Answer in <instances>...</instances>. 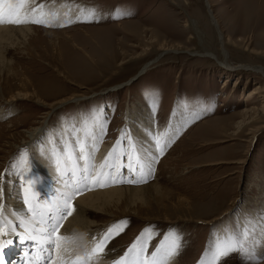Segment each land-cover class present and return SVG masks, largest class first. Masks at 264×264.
<instances>
[{
  "label": "rangeland",
  "instance_id": "1",
  "mask_svg": "<svg viewBox=\"0 0 264 264\" xmlns=\"http://www.w3.org/2000/svg\"><path fill=\"white\" fill-rule=\"evenodd\" d=\"M25 1L3 0L0 6L5 7L0 10L21 2L26 6ZM45 4L49 7H42ZM207 4L218 19L221 42ZM59 5L65 11L81 9V15L46 23L48 26L28 23L33 30L24 37L19 31L0 34L2 209L13 197L14 188L26 208L22 192L25 176L35 181L34 191L46 192L47 201H35H51L43 180L37 177L41 157L45 163L51 162L52 169L71 167L62 149L70 146L78 156L75 142L79 138L85 140L94 158L100 155L94 163L97 166L115 148L111 162L117 167L108 171L115 175L117 170L125 179L113 183L109 178L105 187L86 185L82 180L85 190L79 194L89 188L150 184L141 193L143 198L133 200L125 191L118 204L109 206L105 215L101 213L102 218L100 214L91 217L94 227L76 238L77 243L71 245L73 253L66 255L89 251L110 226L121 221H126L127 227L108 241L104 253L95 257L96 264H113L146 229L152 235L148 252L169 232L179 234L182 247L170 260L172 264H199L202 258L210 261L208 250L217 237L239 234L247 225L254 229L247 245L250 249L264 241V0H33L28 11L22 9L26 15L21 11L19 15L41 19V11H53ZM13 11L15 7L10 13ZM222 60L236 69L224 70L217 62ZM148 62L151 64L140 74ZM258 86L257 93H252ZM23 94L26 98L15 97L14 106L5 103L10 96ZM71 97L79 98L78 102L69 101ZM63 100L65 104H58ZM137 107L147 110L152 121L153 133H144L147 148L153 149L155 137L163 133L174 141L163 155L157 150L149 153L145 160L153 162L148 175H144L147 169L141 171L127 155L132 151L125 135H132L127 116H135ZM176 118L174 129L178 132L172 136ZM243 118V125L255 120L237 130L235 126ZM44 120L46 125L33 141L25 130L41 126ZM104 143L110 144L107 150ZM45 145L48 151L43 153ZM25 153L28 165L21 162ZM120 153H124L122 169H118ZM93 160L89 161L90 171ZM75 163L84 166L78 159ZM55 178L72 194L62 185L61 172ZM26 216L31 223L37 221L29 212ZM219 264H264V259L249 260L234 252Z\"/></svg>",
  "mask_w": 264,
  "mask_h": 264
},
{
  "label": "snow or ice",
  "instance_id": "2",
  "mask_svg": "<svg viewBox=\"0 0 264 264\" xmlns=\"http://www.w3.org/2000/svg\"><path fill=\"white\" fill-rule=\"evenodd\" d=\"M2 2L3 0H0V3ZM8 7H15V11L11 13H0V24L6 23L20 25L24 23H35L45 24V26H48L44 19L29 20L21 18L19 12L24 7L23 2L16 6L8 5ZM30 11L35 12V9H30ZM40 15L43 17L45 14L41 11ZM154 103L155 100L153 99V104ZM100 127L103 128V125L101 124ZM177 132L178 129H174L172 136L176 135ZM125 135L132 147V151L127 154L129 160L138 163L141 171L147 169L145 175L151 174L153 161L142 159L136 150V146L132 144V137L128 134ZM86 136L89 139L95 138L92 134H86ZM171 142L174 141H172L171 136L167 133L157 135L155 137V147L157 152L160 155H163L165 147L170 146ZM69 148L70 146H65L62 149V154L64 155L67 164L71 165V174L73 179H75L79 172L82 180L86 182V185L105 187L107 186L109 178H111L113 183L124 182L117 181L116 176L112 175L108 171V169L117 167V165L111 162L112 157L116 152L115 148H113V150L104 157V160L99 164V166L92 164L90 166L91 171L89 168V161L94 159V157L92 156V153L89 152L85 140L78 138L75 142V148L78 151V156L75 152L70 151ZM120 155H124V153H120ZM76 159L84 162V166L82 168L76 165ZM21 162L28 165L26 153L22 155ZM15 166L16 165H14V167ZM132 167L133 165L130 164L129 168L131 169ZM57 171H60L59 167L57 168ZM25 180V184L22 185L24 205L34 220L37 216L40 217L38 224L42 225L38 229V234H33L37 231L35 228L28 229L26 227V231L29 233V239L41 244L42 246H51V254L48 257L47 264H91L93 258L104 253L108 241L113 239L115 236L120 235L127 227L126 221L118 222L117 224L110 226L84 255H66V253H70L71 251L67 247L70 238L62 235L60 228L62 227V222L67 219V217L71 216L75 211L72 205V199L75 195L79 194V189L70 195H66L62 201H49L46 204H40L37 200L33 203V197L35 195L33 185L35 181L27 179L26 176ZM127 182L134 183L135 181ZM89 190H91V188H89ZM0 213H2V206H0ZM45 217H47V219H45ZM253 231L254 229L251 225H247L243 227V230L239 232V234L230 232L223 237H217L213 246L208 250L211 260L206 261L202 258L199 264H219L224 257H227L234 252L247 257L249 260H255L257 258L264 259V241H257L255 246L251 249L247 246L249 239L252 237ZM261 232L264 234V227L261 228ZM13 234H15V229L9 230L4 226L3 222L0 221V249L6 248L8 245L12 244V240L8 237ZM151 239V230L146 229L136 238L135 241H133V243L125 251L124 255L115 260L113 264H169V261L179 254L182 247V241L179 234L176 232H169L154 251L148 252V243ZM257 248H259V251L256 250ZM2 259L3 258L0 257V264H2ZM36 259H40V257H37Z\"/></svg>",
  "mask_w": 264,
  "mask_h": 264
},
{
  "label": "bare ground",
  "instance_id": "3",
  "mask_svg": "<svg viewBox=\"0 0 264 264\" xmlns=\"http://www.w3.org/2000/svg\"><path fill=\"white\" fill-rule=\"evenodd\" d=\"M25 3H26V6H24L23 9L28 11L27 8H28L29 4L33 3V0H26ZM1 6H3V5H1ZM207 6H208V13L211 16L213 24L215 25V27L218 30L219 40L221 42L223 40V36H222V33L220 32V30L218 29L219 28L218 19L216 18L215 15H213L212 10H211V5L207 4ZM3 7H5V6H3ZM42 7H49V5L45 4ZM10 9L11 8L8 7V8H5L4 10H2V12L0 10V12L1 13H10ZM24 10H22V9L20 10L21 15H23V16L26 15V12ZM52 10L53 11H49L48 9L45 8V10L42 11L45 15L43 17H41V19H44L46 23L56 24V21L57 22H59V21L64 22L66 20L73 19L74 17L76 18V17H78V15H81L80 14L81 9H79V10H71L70 9L68 11H65L66 9H64L60 5L56 6L55 8L53 7ZM33 15L36 18L40 16L39 14H36V13H33ZM82 15H85V13ZM30 18H32V17L30 15H27L26 19H30ZM81 18H83V17L81 16L80 19ZM96 29H99V28H96ZM31 30H33V27L30 26V24L28 25V23H24L23 25H14V24H6V23L0 24V34L7 33V31H13V32L19 31V33H22L21 35L23 36V34L27 35L28 32ZM63 31H66V30H63ZM29 34H30V32H29ZM84 34L86 35V32H84ZM1 36H3V34ZM23 37H22V39H23ZM89 37H90V35L88 36V38ZM0 38H2V37H0ZM70 39L73 41V43L76 42L75 38H73L74 39L73 40L72 37H70ZM85 40L86 39H84V40L82 39V41H85ZM58 41H59V39L57 40V42ZM54 45L56 46L57 43H55ZM76 47L78 49L80 48L77 45H76ZM169 49L170 48H168L166 50H169ZM209 57L215 59L213 54H210ZM215 60H217V59H215ZM217 62H218V65L220 67H222L224 70L228 71V70H232L235 68V67L232 68L231 65L228 64L225 60L217 61ZM149 64H151V62L150 63L148 62L147 64H145L143 66V68L140 71V74L143 71H146L147 66H149ZM239 67H240V65H239ZM259 72H260V70H259ZM258 88H259V86L254 88L252 93H257L256 90ZM0 97H2V96L0 95ZM15 97H17L18 99L26 98V94L25 95L23 94V96L12 95L8 99L5 100V103L12 105V103H15V101H16L15 99H17ZM70 99L72 100V102H74V101L78 102V100H79V98H75V97H71L68 100L70 101ZM66 100L59 101V103L58 102L57 103L58 104H60V103L65 104ZM12 106H14V104ZM43 106H45V105H43ZM45 107H47V106H45ZM135 111H136L135 116H131V115L127 116V119L129 120L128 125L130 126L129 127L130 131H132L134 133V135L132 132L130 134H132L131 136H133L134 140L137 141V144L139 145V150L143 153L142 154L143 159H146V157H148L149 153H151V152L156 153L155 145H153V149L150 146L147 148L146 134H144L147 131H152V133H153L152 121L149 120V116H147V110H145L144 108L140 109V107H137V110H135ZM262 111H264V107L262 108ZM240 113H242V112H240ZM240 113H239V115H240ZM145 116H146V118H145ZM44 117H46V116H44ZM127 119H125V120H127ZM130 119H131V121H130ZM252 120H255V119H251V121L246 122L245 125H248V123L252 122ZM244 121H245V119L243 118L241 121L238 122V124L235 126L237 128V130L243 129V127L245 126V125H243ZM44 122H45V120L42 122L41 126L35 125L29 129L25 130L27 135L30 136L29 138L33 139V141H34V139H37L40 136L39 132L41 131L42 128H44L43 126L46 125V122L45 123ZM172 122H173V124H172L171 128L173 130L178 125L177 124L178 118H176V120L174 119ZM254 122L256 123V121H254ZM150 123H151V125H149ZM66 143H68V142H66ZM103 147H104V149L107 150L110 147V144L108 145V144L104 143ZM42 150L44 151V152L42 151L43 153H46L48 151V147L45 145V147ZM57 152L59 154L58 156L61 157L62 155L60 154V152L59 151H57ZM100 152H101V150H100ZM137 152H138V150H137ZM122 157H123V155L118 157V160L121 161ZM41 158H42L41 162H40L41 169L38 168L39 172L37 173L38 174L37 177L39 176V179L43 180L42 182H44L45 188H46L45 191L49 192V196L56 198L58 201H62L63 199L61 198V195H64V196L69 195V192L67 193V191L64 188H62L61 182H59L55 178V177L59 176V172H61L64 175V178H59V179H62L64 181L62 185L69 187L71 189L72 193L75 192L77 189H79V192L82 190L84 192L85 188L83 189L84 186L82 187V185H81L82 178H81V174L79 172H78L77 176L75 177V179H73L72 174H71V167H63V169L58 172L57 171L58 167L55 169H52L51 162L49 165L48 163H45L43 157H41ZM99 160H100V155L99 154H98V156L95 155V158L93 160V164L95 162H99ZM162 163H163V160L161 161V164ZM118 166H119L118 169H120L121 167L124 166V159H123V161H121L120 164H118ZM159 169H160V165H159ZM114 170H116V169H114ZM116 173H115V175L119 176L120 178H123L122 181L123 180L125 181L124 177L120 175V172H117V170H116ZM119 177H118V181H121V179ZM118 183H121V182H118ZM148 184H150V183H147L143 186H113V185H111V187L103 188V189L100 188V189L92 190V188H91V190H89L86 193L82 192L80 194L75 195L73 202H72V205H73L75 211L73 212V214L71 216L67 217V219H65L63 221L62 227L60 228L61 234L64 235L65 237L70 238L69 242L67 244V247L71 250L73 247L71 245L74 243H77L76 238L81 239L82 236L85 235L84 234L85 230L94 227V220L90 219L91 217L96 218V217H99L98 214H100L101 215L100 218H102V214L105 215L109 206H113L112 204L118 202L120 197L125 193V191L130 192L129 194L133 197L132 198L133 200L143 198V196H140V195H141V193L143 194V191H144V189L147 188ZM51 186H52V188H51ZM53 187H54L53 191H56V192H54V194L52 195L51 189H53ZM150 187L157 188L158 186L152 185ZM36 188L37 187H34L33 189H36ZM42 191L41 190H39L38 192L35 191V192H37V195L35 193L34 201L36 199H38L41 202L46 201V198L43 196L44 193H46V192L42 193ZM13 192H14V194H12V195L14 198L10 197L9 198L10 202L5 203V207L2 209V213H1L2 218L0 217V221L3 222L5 227H7L9 230L15 229V234L10 235L8 238H10L12 240V242H14V246H18L21 249V251L18 250L17 252H15L13 259H15V257H16V264H47L48 257L50 255L48 245L42 246L33 240H28L29 239L28 238L29 233H28V231H26V227L28 229L35 228L37 231H35L34 233H38L39 227L42 226V225L38 224V221H39L38 217L39 216L36 217V219H35V220H37L36 222L31 223L32 220L29 218L30 216H28V217L26 216L28 214V210L25 207L23 208V205L21 206V204L18 200L17 189L14 188ZM39 192H41L40 195H39ZM7 193H8V191L6 192V194ZM6 194H5V196H6ZM16 197H17V199H16ZM52 199H51V201H52ZM132 202H134V201H132ZM132 202L130 204H132ZM116 204H118V203H116ZM26 212H27V214H26ZM201 220H203V219H201ZM16 233H19L20 236L17 237ZM38 238H39V235H38ZM16 239H17V241H16ZM8 246H10V245H8ZM71 253H73V252H71ZM85 253L86 252L84 251L82 254H79V253L78 254L84 255ZM37 257H40V259H36ZM10 260H12V258ZM9 262H11V261H9ZM2 264H4V263L2 262ZM11 264H14V263L11 262ZM91 264H96L95 258L92 259ZM169 264H172V261H169Z\"/></svg>",
  "mask_w": 264,
  "mask_h": 264
}]
</instances>
